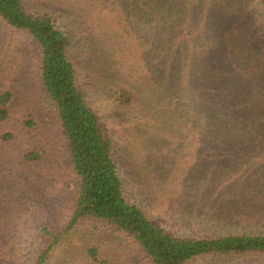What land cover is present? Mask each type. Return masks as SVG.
Wrapping results in <instances>:
<instances>
[{"label":"trees","instance_id":"trees-1","mask_svg":"<svg viewBox=\"0 0 264 264\" xmlns=\"http://www.w3.org/2000/svg\"><path fill=\"white\" fill-rule=\"evenodd\" d=\"M260 1L264 6V0ZM237 2L119 0L130 8L122 14L125 27L118 26L131 40L128 44L133 50L129 52L137 51V56L130 58L142 64L143 77H139L132 70V64L127 71L120 63L122 57L118 50L124 45L115 43L114 19L106 22L97 19V24L90 27L87 15L79 16V12L74 14L71 9L68 16L78 17L76 24L79 25L73 31L60 26L52 12L29 9L26 0H0L1 25L7 31L28 36L38 52L40 81L47 95L49 111L56 116L66 138V154L74 177V201L69 206L68 219L59 234H53L48 227L42 228L48 246L34 264H48L51 252L63 236L89 224H95L92 225L95 230L101 227L125 235L152 264H188L207 256L264 257V233L244 231L207 238L180 237L160 226L140 204L130 199L115 159L113 136L88 101L71 53L77 44H84L91 78L103 85L101 94L111 99L117 110L144 117H150L153 112L179 117L186 124L180 123V126L184 125L183 129L178 126L177 141L190 144L188 140L199 138L201 144L204 141L215 151L234 155L229 156L228 165L233 167L235 160L236 173H240L244 167L237 163V156L249 152L248 146L252 142L258 146L256 137L264 133V122L261 121L264 112L257 115L264 109V103L254 101L252 97L255 95L252 92H264L260 88L264 82V76L260 75L264 72L261 65L264 61L260 43L255 46L254 40H245L241 35L246 33L247 22ZM206 47L221 53L217 56L218 61H212L215 66L211 69L193 57L195 50ZM5 53L0 54V129L6 130L0 132V159L4 157L3 163L34 171L38 177L41 176L39 167L52 151L53 134L43 130L32 110L17 112L18 93L4 82L10 74ZM113 56L116 59H112ZM123 59L129 60V57ZM94 62L100 63L98 69L102 72L95 69ZM205 80L213 93L214 110L210 117L212 122L206 124L208 131L198 137L189 123L194 124L199 117L194 92L196 82L203 81L205 87ZM144 81L147 89L150 88L149 94L153 95L148 103L142 100L146 91L142 87ZM174 98H177L176 102ZM161 107L164 110L159 109ZM222 111L227 115L221 116ZM193 163L192 167L184 164L183 170L197 177L203 172L210 173L204 168L211 163ZM218 166L216 163L214 170L211 169L212 176L219 173ZM222 178L219 174L218 180ZM86 260L89 264H102L98 248L89 249Z\"/></svg>","mask_w":264,"mask_h":264},{"label":"rangeland","instance_id":"rangeland-1","mask_svg":"<svg viewBox=\"0 0 264 264\" xmlns=\"http://www.w3.org/2000/svg\"><path fill=\"white\" fill-rule=\"evenodd\" d=\"M26 3L29 9L41 8L52 12L60 26L73 31L79 25L76 24L78 17L69 18L68 10L71 9L74 14L79 12V16L87 15L90 27L97 24V19L103 22L114 19L115 43L124 45L118 50L122 57L120 63L127 71L132 64L134 73L143 77L142 64L130 58L137 56V51L129 52L133 50L128 44L131 40L118 26L126 25L122 17L130 10L126 3L121 4L119 0H26ZM237 5L247 22L246 33L241 35L245 40H254L255 46L260 43L264 61V6L260 0H238ZM126 46L128 51H125ZM241 46L245 48V44ZM207 47L195 50L193 57L211 69L215 66L212 61H218L217 56L221 53ZM1 50L6 52L4 59L9 63L10 73L4 82L18 93L17 112L32 110L43 130L53 134L50 141L52 151L38 170L41 176L37 177L36 172L22 166L3 163L4 157L0 159V264H34L48 246V239L42 236V228L48 227L53 234H59L68 219L69 206L74 201V177L66 154V138L56 116L49 111L47 95L39 77L38 52L32 40L21 32L7 31L0 23V54ZM71 53L88 101L113 136L115 159L124 178L126 193L133 202L140 204L160 226L184 238L217 237L244 231L264 233V133L256 137L258 146L252 142L248 146L249 152L237 156V163L244 168L236 173L235 160L233 167L228 165L229 156L234 155L215 151L204 141L201 144L199 138L188 140L190 144L177 141L178 126L184 128L183 124L180 126L184 122L179 117L165 112L164 115L153 112L155 117H144L117 110L111 99L101 94L103 85L91 78L84 44H77ZM123 57H129V60ZM93 64L95 69L100 66V63ZM261 65L264 66V63ZM260 75L264 76V72ZM203 81H197L194 88L199 117L194 124L189 123L195 129L193 134H199L198 137L208 131L207 123L212 122L210 117L214 110L213 93L209 83L205 80L207 85L204 87ZM136 84H139L137 80ZM142 87L146 89L142 100L148 103L153 95L149 94L146 81ZM260 88L264 90V82ZM252 93H255L252 96L254 101L264 103V92ZM173 101L176 102L177 98ZM159 109L164 110L162 107ZM262 112L264 109L257 115ZM220 113L221 116L227 115L225 111ZM261 119L264 122V117ZM5 131L0 129L1 133ZM193 162L211 163L204 168L210 173L206 175L203 172L197 177L185 172L184 164L192 167ZM216 163L220 165L217 167L219 173L212 176L211 169L214 170ZM219 174L223 176L220 181ZM177 212L180 215L174 217ZM89 225L63 236L51 252L48 264H89L86 256L92 247L98 248L102 264H152L125 235L101 227L95 230L92 228L95 224ZM188 264H264V257L237 259L207 256Z\"/></svg>","mask_w":264,"mask_h":264}]
</instances>
